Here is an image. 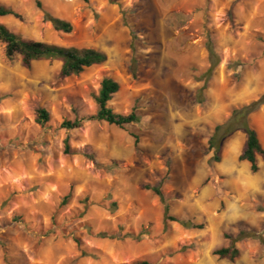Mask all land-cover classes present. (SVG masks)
Masks as SVG:
<instances>
[{
    "label": "rangeland",
    "instance_id": "374dc122",
    "mask_svg": "<svg viewBox=\"0 0 264 264\" xmlns=\"http://www.w3.org/2000/svg\"><path fill=\"white\" fill-rule=\"evenodd\" d=\"M0 4L19 15L0 22L25 38L107 55L60 78V61L26 68L0 42V264H264V154L255 173L246 161L245 185L235 172L236 163L243 171L240 159L230 156L215 171L223 157L215 161L208 149L217 124L264 95V0ZM45 14L70 22L72 32L55 30ZM104 76L119 83L112 110L134 112L138 121L64 128L95 114ZM40 108L49 114L44 126L35 121ZM209 112L217 115L203 119ZM248 121L264 151V104ZM202 166L208 177L200 187L212 184L217 200L205 212L182 201L183 193L197 199L189 176ZM166 206L187 226L167 218ZM234 239L233 261L214 254Z\"/></svg>",
    "mask_w": 264,
    "mask_h": 264
},
{
    "label": "trees",
    "instance_id": "16d2710c",
    "mask_svg": "<svg viewBox=\"0 0 264 264\" xmlns=\"http://www.w3.org/2000/svg\"><path fill=\"white\" fill-rule=\"evenodd\" d=\"M88 3L89 0H82ZM38 7L41 8V3L37 2ZM6 16L19 17L12 8L0 4V18ZM48 21L51 22L55 30L69 34L73 30V26L70 22L45 14ZM0 42L5 45V55L9 60H12L15 56H19L21 64L29 68L34 61L51 59L61 62L59 71L60 78H66L74 75L81 74L86 68L93 65H99L107 60V55L103 51L97 50L91 47H75V46H62L53 43H47L43 41L33 40L25 38L20 34H17L10 30L6 25L0 22ZM210 55L213 53L212 49L208 46ZM215 64H211L208 72L212 71ZM119 90V83L112 77L104 76L100 82V87L97 95H94L93 99L96 103L97 110L95 114L81 119L76 118L74 121L66 120L62 123V126L68 130L79 128L82 123L87 120H99L105 121L109 124H113L119 127H123L127 124H132L138 121V117L134 112L128 115L115 113L110 104L112 97ZM264 104V95L258 100L252 101L239 108H235L231 111L230 117L223 123L217 124L211 136L208 139V149L213 151L215 161H218V153L220 151L221 143L224 138L231 135L235 131L242 130L246 133V141L239 159L246 160L250 164L252 172H257V156L263 155L264 151L260 143L256 130L250 125L248 116L258 110ZM49 120L48 112L40 108L37 111L35 121L44 126ZM64 150L66 153L70 151L68 139L64 141ZM154 192L164 199V195L159 188H154ZM168 207H165L166 217L172 221L179 222L183 226H187L186 222L179 221L174 217L168 216ZM194 228H201L202 225H196ZM244 233H241L238 238H242ZM235 239L228 247H222L214 251V254L221 259H228L233 261L239 255V249L235 245ZM136 264H150L148 261H139Z\"/></svg>",
    "mask_w": 264,
    "mask_h": 264
},
{
    "label": "crops",
    "instance_id": "0c3cea01",
    "mask_svg": "<svg viewBox=\"0 0 264 264\" xmlns=\"http://www.w3.org/2000/svg\"><path fill=\"white\" fill-rule=\"evenodd\" d=\"M217 112H219V111H217ZM217 112L216 113L215 112L214 113L209 112L210 115H206L205 113L202 114V115L199 114V116L201 115L203 119L204 118L205 119H208V118L212 119V118L215 117V115H217ZM174 128H176V127H174ZM179 130H180V128L174 129L173 131L171 129V136H174L175 134H177V132ZM245 141H246V133L244 131H242V130L235 131L231 135H229L226 138H224L222 143H221V147H220V151H219V153L222 154L223 159H222V162L219 164V166L215 167V171L218 170V169L221 170V168L224 169L225 166L222 167L221 165L223 164L224 161L227 162L228 159L230 158V156L233 159L236 157V159L239 160V156H240V154L242 152V149L244 147ZM178 149L179 150H183V148L181 146L177 147V151H178ZM171 150H172V152L173 151L175 152V149H171ZM241 162H242L241 165L244 167L243 171L246 172L247 171L246 160H242ZM249 166H250V164H249ZM231 168H233V167H231ZM235 168H236L235 172L238 171L237 172L238 176L243 181V183L245 185L248 184V172H247V175H243V171L241 172L238 169L237 163L235 164ZM187 170H188L187 173H189L191 171L190 167L187 168ZM230 171H232V170H230ZM189 175H191V174H189ZM205 177H208V175H207V172H206L204 166L201 167V169L199 170L198 174H196L195 176L194 175L193 176L192 175L189 176L190 182H192L191 183V185H192L191 188H198L199 191L197 193V199L194 201V203L190 202V198L187 195V193H183V195L185 196V200L184 199L182 200L183 202H185V203H183V205H187V204L190 205V206L193 205L194 207L199 208L201 211H204V212L206 211V209L211 210V209H213V208H215L217 206V200H215L213 198V196L215 194L214 186L212 184H208L204 188L200 187L201 186V182H202L203 179H205ZM227 184H229V183L225 182V184L223 183V185H221V186L227 187V186H229ZM243 207L244 206H240V208H243ZM246 209H247V207H246ZM247 216L248 217H252V214L250 215V213H249ZM220 217H221V219H224V217H225L224 212H223L222 215H220ZM236 218H238V217H236ZM239 218L243 219L244 217L243 216H241V217L239 216ZM209 219H215V218H209Z\"/></svg>",
    "mask_w": 264,
    "mask_h": 264
},
{
    "label": "bare ground",
    "instance_id": "6f19581e",
    "mask_svg": "<svg viewBox=\"0 0 264 264\" xmlns=\"http://www.w3.org/2000/svg\"><path fill=\"white\" fill-rule=\"evenodd\" d=\"M225 165H226V162L224 161L223 164H222L221 166L224 167ZM225 167H226V166H225ZM243 168H244V167H243ZM245 169H246V168H245ZM239 172H240V171H239ZM243 172H244V171H243ZM260 173H261V172H260ZM260 173L258 174L257 177L255 176V183H256V184H257V182H260V181H261V178H262L261 175H262V174H260ZM252 180H253V179H252Z\"/></svg>",
    "mask_w": 264,
    "mask_h": 264
}]
</instances>
